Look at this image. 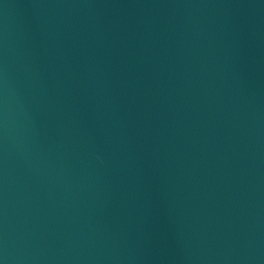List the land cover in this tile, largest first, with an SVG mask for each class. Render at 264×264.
<instances>
[{"label": "water", "instance_id": "obj_1", "mask_svg": "<svg viewBox=\"0 0 264 264\" xmlns=\"http://www.w3.org/2000/svg\"><path fill=\"white\" fill-rule=\"evenodd\" d=\"M0 264H264V0H0Z\"/></svg>", "mask_w": 264, "mask_h": 264}]
</instances>
